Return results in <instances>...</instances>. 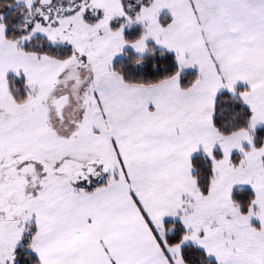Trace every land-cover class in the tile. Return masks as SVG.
<instances>
[{"label": "crops", "instance_id": "0c3cea01", "mask_svg": "<svg viewBox=\"0 0 264 264\" xmlns=\"http://www.w3.org/2000/svg\"><path fill=\"white\" fill-rule=\"evenodd\" d=\"M195 1L168 0L172 21L154 28L155 45L175 54L182 72L200 74L190 89L178 77L142 86L110 68L93 74L94 132L113 150L117 174L38 210L32 251L41 264H185L181 249L194 246L182 245L185 238L212 233L199 202L213 190L201 196L192 160L223 143L214 126L220 93L246 87L242 95L264 101V0ZM170 221L187 230L178 246L166 241Z\"/></svg>", "mask_w": 264, "mask_h": 264}, {"label": "rangeland", "instance_id": "374dc122", "mask_svg": "<svg viewBox=\"0 0 264 264\" xmlns=\"http://www.w3.org/2000/svg\"><path fill=\"white\" fill-rule=\"evenodd\" d=\"M17 4L24 7L32 31L11 42L5 27H0V175L10 162L36 159L46 163L49 178L41 198L0 195V264H14L15 250L31 239L38 210L78 189L83 174L97 176L91 183L115 178L117 158L105 146L103 132H94L99 129V110L89 81L125 51L147 55L149 44L159 37L155 26L170 13L168 0H17ZM87 10L101 19L88 23ZM121 20L120 28L112 31V22ZM139 26L146 28L145 34L127 43L125 32ZM158 29L160 33L162 27ZM36 37L47 39L51 46L71 45L75 54L59 61L23 52L21 47ZM9 77L26 79L25 103L12 98ZM246 94L240 97L253 112L250 129L222 137V145L206 154L215 173L213 194L199 203L210 210L204 221L212 233L193 232L182 243L204 250L218 264H264V147L253 148L255 132L264 127V101L260 95L255 99L256 95ZM64 95L69 104L59 118L52 104ZM237 189L256 194L247 214L231 202L230 193Z\"/></svg>", "mask_w": 264, "mask_h": 264}, {"label": "trees", "instance_id": "16d2710c", "mask_svg": "<svg viewBox=\"0 0 264 264\" xmlns=\"http://www.w3.org/2000/svg\"><path fill=\"white\" fill-rule=\"evenodd\" d=\"M27 13L23 6L17 4V0H0V27L6 29V39L17 42L32 31V25H28ZM101 16L87 10L85 20L95 24ZM172 21L170 14H165L159 19L162 27H167ZM121 21L112 22L111 30L120 28ZM144 26L127 30L124 40L127 43H134L145 34ZM150 52L145 56L136 55L133 52L125 51L122 57L117 58L110 66V70L117 73L125 83L130 85L153 86L172 78L178 77L180 87L183 90L190 89L200 79L197 71L182 72L175 54L159 49L154 43L149 44ZM26 54L37 56H48L59 61H66L75 54L71 45L51 46L49 41L43 37H36L30 43L21 47ZM9 92L12 98L23 104L28 100L29 89L24 77L16 79L8 78ZM246 87H238L234 91L220 93L214 101V126L222 136H232L241 131H248L253 120L252 110L242 101L240 95L246 91ZM264 147V127L259 128L254 135L253 148L261 150ZM264 163V162H263ZM193 177L201 196L206 197L211 190L214 178L213 163L206 155H198L192 160ZM95 176V175H94ZM97 176L89 181L83 180L79 183L78 189L85 192H93L102 187L107 180L91 183ZM256 199V194L250 189H237L233 192L231 201L239 208L241 214H247ZM167 231L166 241L169 246H178L183 242L187 230L178 221L165 223ZM34 224L30 241H26L14 252V264H41L37 255L32 251V241L35 235ZM181 256L185 264H218L210 259L206 252L195 246H184L181 249Z\"/></svg>", "mask_w": 264, "mask_h": 264}, {"label": "flooded vegetation", "instance_id": "af4514ba", "mask_svg": "<svg viewBox=\"0 0 264 264\" xmlns=\"http://www.w3.org/2000/svg\"><path fill=\"white\" fill-rule=\"evenodd\" d=\"M21 161L10 162L2 169L0 195L5 199L9 197L18 200L33 198L48 186L49 173L45 162L36 159ZM90 175L83 174V180L89 181ZM44 177H47L46 181Z\"/></svg>", "mask_w": 264, "mask_h": 264}, {"label": "water", "instance_id": "95a60500", "mask_svg": "<svg viewBox=\"0 0 264 264\" xmlns=\"http://www.w3.org/2000/svg\"><path fill=\"white\" fill-rule=\"evenodd\" d=\"M69 104V99L67 96H62L59 99L55 100L52 104V108L56 112L57 116L59 118L62 117V112L64 108ZM22 162V161H21ZM17 164V163H16ZM44 180H47V177H44ZM45 185V184H44ZM39 198H41V195L39 194Z\"/></svg>", "mask_w": 264, "mask_h": 264}]
</instances>
